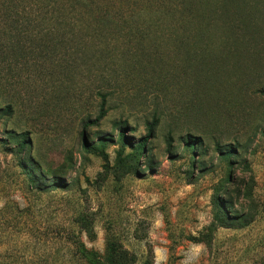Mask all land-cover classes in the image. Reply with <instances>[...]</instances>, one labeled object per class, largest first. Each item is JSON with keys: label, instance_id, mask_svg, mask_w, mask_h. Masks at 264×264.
Here are the masks:
<instances>
[{"label": "rangeland", "instance_id": "1", "mask_svg": "<svg viewBox=\"0 0 264 264\" xmlns=\"http://www.w3.org/2000/svg\"><path fill=\"white\" fill-rule=\"evenodd\" d=\"M174 2L0 0L2 40L36 51L49 27L65 40L45 65L11 72L19 106L0 113V253L93 264L112 239L119 264H264V0H226V31L197 40L166 28ZM96 89L108 111L85 137L112 138L106 158L80 134ZM15 127L44 177L28 179L3 146Z\"/></svg>", "mask_w": 264, "mask_h": 264}, {"label": "trees", "instance_id": "2", "mask_svg": "<svg viewBox=\"0 0 264 264\" xmlns=\"http://www.w3.org/2000/svg\"><path fill=\"white\" fill-rule=\"evenodd\" d=\"M168 14L167 29L182 31L197 40L206 34L212 35L214 30L226 31V24H228V19L232 17L231 15L234 14V11L228 7L226 0H175ZM46 31L43 36L39 37L40 43L37 44L38 49L36 51H29V47H27L25 42H21L20 39L14 41L11 37H3V40L0 38V113L2 115L13 117L19 106L18 103L8 98L11 72L16 71L17 74L22 65H28L29 63L36 66L45 65V61L53 56L52 52L59 47L65 46L64 36H57L55 27H49ZM197 54L202 53L197 51ZM95 94L99 97L95 113H87L80 120L82 124L80 134L83 137L82 147L91 153L100 154L106 158L105 148L108 144H111L113 139L106 136H98L96 142L92 143L85 137L86 129L88 130L90 126H96L104 119L108 111V93L101 91V89H96ZM160 116L161 114H158L157 109H155L151 121L146 123L148 136L156 129ZM119 122L123 123V121ZM127 123L128 121L124 120V124ZM6 133L7 137L4 139L5 141H2L3 146L16 155L18 165L28 175V179L37 180L38 177H44L41 166L35 164L38 162L33 161L31 154L25 157V150H31L32 148V142L27 138V132L18 131L15 127L8 129ZM146 141L147 136L138 140L131 148V156H137ZM116 142L119 144L116 159L117 162H120L124 146L128 144L127 137L122 129L118 131ZM196 143L197 141L195 140L187 139L183 145L187 149H193ZM235 155V149L226 148L221 152V156L227 159L228 162ZM32 164H34V167L31 166ZM223 207L225 208V205ZM1 235L3 234L0 233V238L2 237ZM5 253L7 254L0 253V264H19L18 261L9 258L8 251H5ZM92 263L119 264L115 241L112 239L108 240L104 257L101 260L92 261Z\"/></svg>", "mask_w": 264, "mask_h": 264}]
</instances>
